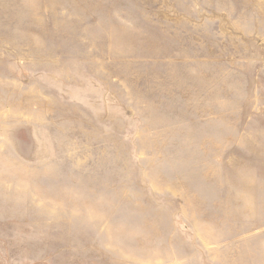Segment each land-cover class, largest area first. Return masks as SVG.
Returning a JSON list of instances; mask_svg holds the SVG:
<instances>
[{
  "label": "rangeland",
  "instance_id": "374dc122",
  "mask_svg": "<svg viewBox=\"0 0 264 264\" xmlns=\"http://www.w3.org/2000/svg\"><path fill=\"white\" fill-rule=\"evenodd\" d=\"M0 264H264V0H0Z\"/></svg>",
  "mask_w": 264,
  "mask_h": 264
}]
</instances>
